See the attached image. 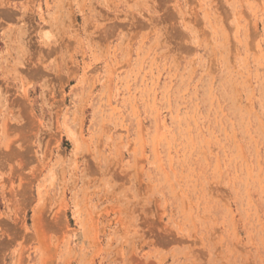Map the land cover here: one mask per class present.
Returning <instances> with one entry per match:
<instances>
[{
  "label": "rangeland",
  "instance_id": "1",
  "mask_svg": "<svg viewBox=\"0 0 264 264\" xmlns=\"http://www.w3.org/2000/svg\"><path fill=\"white\" fill-rule=\"evenodd\" d=\"M45 3L0 78V264H264V0Z\"/></svg>",
  "mask_w": 264,
  "mask_h": 264
},
{
  "label": "crops",
  "instance_id": "2",
  "mask_svg": "<svg viewBox=\"0 0 264 264\" xmlns=\"http://www.w3.org/2000/svg\"><path fill=\"white\" fill-rule=\"evenodd\" d=\"M59 12L57 4L50 6L45 0H0V78L20 74L27 63V45L48 46V25ZM37 17L47 25L37 26Z\"/></svg>",
  "mask_w": 264,
  "mask_h": 264
}]
</instances>
